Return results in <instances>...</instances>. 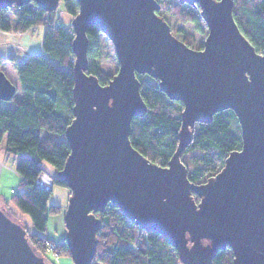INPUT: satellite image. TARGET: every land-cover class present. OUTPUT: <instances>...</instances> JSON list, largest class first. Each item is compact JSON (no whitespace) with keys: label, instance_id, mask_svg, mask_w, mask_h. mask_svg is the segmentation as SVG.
<instances>
[{"label":"water","instance_id":"1","mask_svg":"<svg viewBox=\"0 0 264 264\" xmlns=\"http://www.w3.org/2000/svg\"><path fill=\"white\" fill-rule=\"evenodd\" d=\"M29 1L51 12L60 0H0V9ZM72 119L63 134L69 153L55 174L69 191L64 241L73 264H90L97 212L115 204L134 224L161 234L183 264H212L229 247L232 264H264V47L256 51L233 17V0H179L198 6L207 34L199 48L172 34L159 0H76ZM96 26L112 43L116 72L107 83L87 74V36ZM135 73L158 79L180 100L178 142L166 165L130 143V121L146 105ZM16 86L0 70V99ZM231 109L241 146L201 183L190 182L180 154L197 122ZM195 194L198 201L193 197ZM0 264H49L24 226L0 206Z\"/></svg>","mask_w":264,"mask_h":264},{"label":"trees","instance_id":"2","mask_svg":"<svg viewBox=\"0 0 264 264\" xmlns=\"http://www.w3.org/2000/svg\"><path fill=\"white\" fill-rule=\"evenodd\" d=\"M157 11H166L175 19L172 34H183L186 45H194V34L187 33L184 24L191 23L193 31L202 33L199 7L179 0H159ZM70 17L78 11L76 0H60ZM57 9V8H56ZM56 9L48 12L34 1L21 6L12 5L0 9V30L25 32L42 27L41 53H30L16 58L12 53L0 54V64L13 63L17 80L15 94L7 100L0 99V148L6 158L15 157L14 170L19 176L17 189L9 198L0 194V206L16 222L25 227L28 240L34 250L49 264L54 259L46 253L52 243L57 253L69 254L64 239L55 242L45 234L47 214L58 213L61 205L49 203L50 191L36 185V177L44 172L53 179V185L66 188L55 177L69 153L64 130L72 119L71 106L73 72V31L71 25L58 21ZM9 12L12 19L2 16ZM233 17L239 28L256 51L264 47V0H233ZM13 20V21H12ZM87 36V74L94 75L105 84L111 75L101 67L103 34L96 26H89ZM139 92L146 105L142 115H134L130 121L131 145L152 162L166 165L178 142L180 113L183 104L170 98L161 90L158 79L146 73H135ZM13 83V82H12ZM20 94L17 95V88ZM47 133L41 135L42 130ZM55 134L61 136L56 138ZM4 140V144L2 141ZM241 146L238 120L229 108L215 112L210 121L197 122L191 129V139L180 154L190 182L201 183L216 174L224 159L232 150ZM47 161L52 167L48 173L41 165ZM196 202L198 198L193 194ZM30 217L35 231L29 232L13 207ZM65 208V207H64ZM96 216L100 227L96 232V244L90 264H179L173 246L159 233L147 231L131 222L113 203H107ZM229 247L219 249L212 264H232Z\"/></svg>","mask_w":264,"mask_h":264},{"label":"rangeland","instance_id":"3","mask_svg":"<svg viewBox=\"0 0 264 264\" xmlns=\"http://www.w3.org/2000/svg\"><path fill=\"white\" fill-rule=\"evenodd\" d=\"M6 15L9 16V17H7L9 20L12 19V14H10L9 12L2 13V16H6ZM56 15H57L58 21L61 24H64L66 26L70 25L72 17H70V15H68V13H66V11L64 10V8L60 2H59L58 7L56 9ZM160 15L163 16V18L166 20V22L168 23L170 28L174 27L175 19L171 14L162 10L160 12ZM183 26H184L185 31L188 34L189 33L194 34L193 35L194 45L191 47L199 48L201 46L206 34H207V28L205 26V23L203 21H201V27L203 30L202 33L194 32L193 31V25L191 23H186ZM42 31H43V29L41 26L35 27V28L27 30L25 32L8 31L10 33V35L12 36V38L14 37V40L12 39L9 42L11 44V52L10 53L14 54L16 56V58H19V57L23 58L30 53H35V52H33L34 46L32 44H31V47L25 48V45L27 46L28 43H25V39L23 38V35L26 34L28 36L27 38H30L29 40L35 41L36 42L35 45L38 44L39 47L41 48V33H42ZM175 36L178 37L179 39L183 38V34L177 32V31L175 33ZM10 53H8V54H10ZM100 61H101V67L107 73H109L111 76L116 72L118 64H117V61L115 58L114 48H113L111 41L104 35L102 37V54L100 57ZM0 70H2L5 73V75L9 78V80L11 82H13L16 85L19 84L13 63L7 61V62H4L3 64H0ZM16 93H17V95L20 94L19 87L17 88ZM46 133L47 132L43 129L41 132V135H44ZM55 136L58 139L61 138V136L58 134H55ZM2 144H4V140L2 141ZM2 148H3V146H1V148H0V164H2L4 166V168H9L15 172V170H14L15 164H13V162H15V157H13V155H9L8 158H6L7 156L4 157L2 155L3 154ZM41 165L43 166V168L48 173H52V167L49 163H47V161L43 160L41 162ZM5 172L6 171H4L2 174H0V186L2 188L7 189L4 191H5V198L8 199L11 192L8 190L9 187H7L9 177H7ZM13 185L15 188H17V186L15 184H13ZM47 191L51 192V195L49 198V203L61 204V210L58 213H48L47 214V225H46L47 228H46L45 234L48 237L52 238L55 242H59V241L63 240L64 234H65V225H64L63 216H64V209H65L64 207H66L67 197L69 195V191L67 188L60 187L58 185H53V184H51V186L49 187V189H47ZM13 209L15 210V212L17 214H19V217H21L22 221L25 223L27 230L29 232L35 231L32 224H31L30 217L25 213L19 212L16 207H13ZM45 250H46V253L48 254V256L54 259V261H53L54 264H73V260H72L71 256H69L67 254H63V253H57L56 251H54L52 246H50V244H47ZM179 264H183V263L179 262Z\"/></svg>","mask_w":264,"mask_h":264},{"label":"crops","instance_id":"4","mask_svg":"<svg viewBox=\"0 0 264 264\" xmlns=\"http://www.w3.org/2000/svg\"><path fill=\"white\" fill-rule=\"evenodd\" d=\"M27 37L28 36L26 34L23 35V38L25 39V43H28L27 46L25 45V48L26 47H31V44H32L34 46L33 52H35V53H41L42 52V49L39 47V45L38 44L35 45L36 42L35 41H32V40H29L30 38H27ZM12 39L14 40V37L12 38V36L10 35V33L8 31H1L0 30V54L7 55L8 53L11 52V44L9 42ZM2 155L4 157H6L4 152H3ZM4 171H6L5 173H6L7 177H9L8 178V183H7L8 184L7 187H9L8 190L10 192H12L13 189H17V188L14 187L13 184H15L17 186L18 180H19V176L13 170H11L9 168H4V166L2 164H0V174H2ZM4 190H7V189L2 188L0 186V194L3 197H5V191ZM59 205H61V204H59Z\"/></svg>","mask_w":264,"mask_h":264},{"label":"built area","instance_id":"5","mask_svg":"<svg viewBox=\"0 0 264 264\" xmlns=\"http://www.w3.org/2000/svg\"><path fill=\"white\" fill-rule=\"evenodd\" d=\"M52 181L53 179L44 172L39 173L38 176L36 177V185L38 187H41L45 191H47V189H49L51 184H53ZM48 244H50L52 248L54 247V244L52 243H48Z\"/></svg>","mask_w":264,"mask_h":264}]
</instances>
